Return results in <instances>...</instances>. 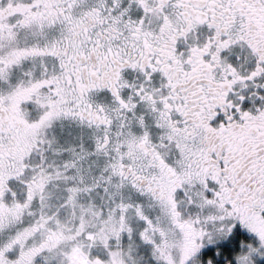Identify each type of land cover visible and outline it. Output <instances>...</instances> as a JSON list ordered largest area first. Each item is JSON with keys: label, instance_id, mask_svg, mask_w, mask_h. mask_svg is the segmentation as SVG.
I'll list each match as a JSON object with an SVG mask.
<instances>
[{"label": "snow or ice", "instance_id": "snow-or-ice-1", "mask_svg": "<svg viewBox=\"0 0 264 264\" xmlns=\"http://www.w3.org/2000/svg\"><path fill=\"white\" fill-rule=\"evenodd\" d=\"M0 264H264V0H0Z\"/></svg>", "mask_w": 264, "mask_h": 264}]
</instances>
